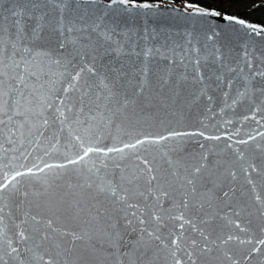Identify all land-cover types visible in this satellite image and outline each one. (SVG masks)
I'll list each match as a JSON object with an SVG mask.
<instances>
[{"label":"snow or ice","instance_id":"6c2138e0","mask_svg":"<svg viewBox=\"0 0 264 264\" xmlns=\"http://www.w3.org/2000/svg\"><path fill=\"white\" fill-rule=\"evenodd\" d=\"M235 2L0 0V264H264V24Z\"/></svg>","mask_w":264,"mask_h":264},{"label":"rangeland","instance_id":"374dc122","mask_svg":"<svg viewBox=\"0 0 264 264\" xmlns=\"http://www.w3.org/2000/svg\"><path fill=\"white\" fill-rule=\"evenodd\" d=\"M262 1L261 0H236L235 3L227 4V6L229 10L235 11L234 13L235 15H239L251 22H256L257 24H260L262 22L264 24V11L255 12V10L256 9L259 10L260 7H256L253 9V6H251L255 2H256L255 5H263L264 2ZM225 7L226 6L224 5V9Z\"/></svg>","mask_w":264,"mask_h":264},{"label":"trees","instance_id":"16d2710c","mask_svg":"<svg viewBox=\"0 0 264 264\" xmlns=\"http://www.w3.org/2000/svg\"><path fill=\"white\" fill-rule=\"evenodd\" d=\"M260 4H262V3H260ZM225 6H226V7H225V10L228 11V12H230V14H234V13H235V11H232V10H229V9H228L227 4H225ZM259 11H264V4L260 6ZM257 22H258V21H257ZM260 24H263V22L260 23Z\"/></svg>","mask_w":264,"mask_h":264},{"label":"water","instance_id":"95a60500","mask_svg":"<svg viewBox=\"0 0 264 264\" xmlns=\"http://www.w3.org/2000/svg\"><path fill=\"white\" fill-rule=\"evenodd\" d=\"M149 23L151 24L152 22L149 21ZM174 39H176V37H174ZM238 126H239V125H238ZM251 126H252V125L250 124V122H246L245 125H244V128H243V131H248V130H250Z\"/></svg>","mask_w":264,"mask_h":264},{"label":"flooded vegetation","instance_id":"af4514ba","mask_svg":"<svg viewBox=\"0 0 264 264\" xmlns=\"http://www.w3.org/2000/svg\"><path fill=\"white\" fill-rule=\"evenodd\" d=\"M262 1V0H261ZM262 2H264V1H262ZM256 4V2L255 3H253L251 6H253V5H255ZM254 9V8H253ZM257 11H259V10H255V12H257Z\"/></svg>","mask_w":264,"mask_h":264}]
</instances>
